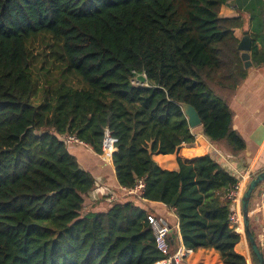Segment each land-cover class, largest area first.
<instances>
[{
    "label": "trees",
    "instance_id": "obj_1",
    "mask_svg": "<svg viewBox=\"0 0 264 264\" xmlns=\"http://www.w3.org/2000/svg\"><path fill=\"white\" fill-rule=\"evenodd\" d=\"M230 1L0 0V264H155L164 255L140 199L174 211L188 251L250 264L246 242L259 264L230 220L237 180L216 154L178 158L177 171L153 158L196 144L182 104L213 145L232 156L246 149L230 105L249 69L235 34L242 18L220 14ZM252 43L260 67L264 51ZM55 63V76L37 73ZM64 135L99 156L112 151L119 186L143 181L141 194L86 210L96 180ZM177 238L172 231V252Z\"/></svg>",
    "mask_w": 264,
    "mask_h": 264
},
{
    "label": "crops",
    "instance_id": "obj_2",
    "mask_svg": "<svg viewBox=\"0 0 264 264\" xmlns=\"http://www.w3.org/2000/svg\"><path fill=\"white\" fill-rule=\"evenodd\" d=\"M224 18L241 17L243 28L236 30L235 34L240 40L245 32L256 46L264 51V0H231L221 8ZM251 57V53H250ZM231 110L234 113V129L240 133L246 142L245 151L239 156H232L213 145L203 134L202 126L193 129L197 142L193 147L184 146L180 153L173 155L153 156L157 164L164 170L177 171L178 158L191 161L208 153L216 154L221 166L236 177L239 173L252 170L255 175L264 170V65L249 69L245 83L238 89L233 98ZM68 150L77 158L80 166L90 172L96 180V188L87 197L88 210L94 212L107 211L115 201H131L126 192L118 184L112 158L97 155L91 147L75 145ZM112 155V152L110 153ZM133 200V199H132ZM137 206L162 217L177 233L178 246L173 248V253L181 248L182 238L179 232L178 219L173 210L161 203H151L140 199L135 201ZM86 204V203H85ZM250 225L255 239L264 253V184L258 187L250 201ZM239 234L245 231H238ZM244 250L251 260L249 246L244 242ZM179 264H224L220 254L215 250L200 249L189 253L184 261Z\"/></svg>",
    "mask_w": 264,
    "mask_h": 264
},
{
    "label": "built area",
    "instance_id": "obj_3",
    "mask_svg": "<svg viewBox=\"0 0 264 264\" xmlns=\"http://www.w3.org/2000/svg\"><path fill=\"white\" fill-rule=\"evenodd\" d=\"M64 144L70 148L75 145L87 146L74 135H64L60 138ZM110 151L107 155L111 158ZM105 155V156H107ZM242 181L237 180L236 184L228 191L227 200L231 203L232 213L230 216L231 222L236 226V231H245L243 214H242V199L248 184L256 176L252 170H247L244 173H239ZM236 178V177H235ZM145 184L139 181L132 189H123L127 195L139 196L143 191ZM148 224L153 230L157 249L164 255V258L157 261L155 264H179L182 263L185 257L193 251H188L183 245L175 253L172 252L170 239L172 228L162 218L153 214L147 216Z\"/></svg>",
    "mask_w": 264,
    "mask_h": 264
},
{
    "label": "water",
    "instance_id": "obj_4",
    "mask_svg": "<svg viewBox=\"0 0 264 264\" xmlns=\"http://www.w3.org/2000/svg\"><path fill=\"white\" fill-rule=\"evenodd\" d=\"M252 45L253 43L251 37L249 36V33L245 32L240 40L238 49L243 53L242 58L245 62V67L247 69H250L252 67V62L250 57V53L252 51ZM137 79L141 83L147 82V78L144 75L138 76ZM182 108L185 116L188 119L190 128L192 130L202 126V120L199 116V113L196 111V109L193 106L188 104H182ZM236 180L242 181L241 176H236ZM263 184H264V170L256 174V176L251 180V182L248 184L246 188V191L242 199L244 230L251 243L252 250L257 257L259 264H264V253L261 251L259 244L257 243L254 235L251 232L249 209H250V201L252 199V195L254 191L258 187H262Z\"/></svg>",
    "mask_w": 264,
    "mask_h": 264
},
{
    "label": "rangeland",
    "instance_id": "obj_5",
    "mask_svg": "<svg viewBox=\"0 0 264 264\" xmlns=\"http://www.w3.org/2000/svg\"><path fill=\"white\" fill-rule=\"evenodd\" d=\"M47 37H48V36H47ZM41 40H42V39H37V40L34 42L36 48H38L37 51H41V49H43V47L45 48V45H43V44L41 45ZM49 40H50V39H49ZM46 41H47V40H46ZM45 49H46V48H45ZM46 50H47V52H49V48H47ZM49 60H51V59L49 58ZM55 65H56L58 68H52V67H50L49 64H47V65H45V69H44V71H42V72H37V73L40 75V77L43 76V75H44L45 73H47V72H50V76H49V77H51V76H55L56 72H58V70L60 71V69H59L60 65H59L58 63H55ZM47 74H48V73H47ZM42 82H43V80H42ZM42 85H44V84L42 83ZM85 207H86V210H88V207H89V202H88V201L86 202Z\"/></svg>",
    "mask_w": 264,
    "mask_h": 264
}]
</instances>
